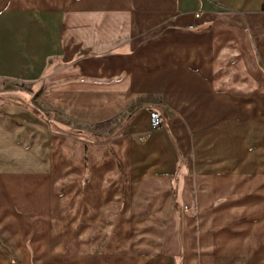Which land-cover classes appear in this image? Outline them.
Instances as JSON below:
<instances>
[{
	"label": "crops",
	"instance_id": "1",
	"mask_svg": "<svg viewBox=\"0 0 264 264\" xmlns=\"http://www.w3.org/2000/svg\"><path fill=\"white\" fill-rule=\"evenodd\" d=\"M2 7L0 19L33 16L14 22L27 44H48L50 63L35 70L57 116L13 102L27 125L0 119V219L10 232L69 235L80 264L92 253L113 256L94 264H126L144 238L168 253L156 264H264V0ZM150 111L164 119L157 131ZM105 124L120 133L97 141L90 132ZM194 204L198 220L183 211Z\"/></svg>",
	"mask_w": 264,
	"mask_h": 264
},
{
	"label": "rangeland",
	"instance_id": "2",
	"mask_svg": "<svg viewBox=\"0 0 264 264\" xmlns=\"http://www.w3.org/2000/svg\"><path fill=\"white\" fill-rule=\"evenodd\" d=\"M27 1L29 8L34 10L65 9V6L69 3V0ZM4 2L5 0H0V10L3 9L2 6ZM32 19H34L33 16L30 18L27 16L26 18L24 16L19 17L18 15L15 17L5 16L0 19V119H7L8 117L10 119V124L18 130L22 129L23 126L25 127L29 121L26 118V114L17 113L13 108H10L14 105L13 102H17L21 105L27 103L24 107L25 110L27 107L30 110V114L34 116L38 115L33 109L41 112L45 117L43 118L40 116L41 120L47 117V119L53 121L57 117L48 104L41 99V94L39 92L41 84H45L48 77L44 75L43 68L40 74L35 70L39 65L46 67V65L48 66L50 63L49 59L46 64V61H44V59L42 60L43 57L46 58L48 56L46 55V51H43L45 47H48V44H35L32 37L29 38L32 42L27 44L26 41H24L27 36L23 35V30L19 28L20 26L18 27V25L14 24V22L17 24H25L28 21H34ZM32 24L34 25H32L31 32L36 31L37 34L39 33V38L42 42L46 37L45 30H39L37 22H32ZM11 37L14 38L15 42L18 44V49L16 48L10 51ZM48 38L49 37H46L45 41H48ZM27 46L30 47L32 51V53L29 54L30 58L26 56V53L23 54L22 51V49ZM48 49L46 50L49 51ZM10 68L15 74L14 76L10 75ZM114 130L112 124H105L98 126L94 129L93 133H90L95 135L97 141H101L104 140V138L107 139L111 136H117L120 133V129ZM197 208V204H194L189 210L183 209V211L198 220ZM7 217L8 216H4V218L0 219V261L2 257L8 264H80L77 263L78 260L84 259L83 257L77 258L76 254L72 253L71 238L69 235H57L52 237H43L39 235L20 236L19 233L17 235L16 230L10 232V219L7 220ZM195 228L198 230V221L196 222ZM62 231L67 233L69 229ZM127 239L129 240V238ZM146 239L147 238H144L145 241L142 240V242H139L138 239H136V241L137 244L142 245L141 248L147 246V249L145 251L136 252H132V250L127 251L123 257L124 263L156 264L157 261L168 258L166 256L168 253H163L164 255L161 254L159 256L155 255V252L152 253V247L150 244H146ZM127 248L133 249V246L128 245ZM97 256L101 258L102 256L109 257L110 255L92 253L90 254L91 261L87 264H94L96 259L94 257ZM110 257L113 256L111 255Z\"/></svg>",
	"mask_w": 264,
	"mask_h": 264
},
{
	"label": "built area",
	"instance_id": "3",
	"mask_svg": "<svg viewBox=\"0 0 264 264\" xmlns=\"http://www.w3.org/2000/svg\"><path fill=\"white\" fill-rule=\"evenodd\" d=\"M164 126V119L157 111H150V129L157 131Z\"/></svg>",
	"mask_w": 264,
	"mask_h": 264
},
{
	"label": "trees",
	"instance_id": "4",
	"mask_svg": "<svg viewBox=\"0 0 264 264\" xmlns=\"http://www.w3.org/2000/svg\"><path fill=\"white\" fill-rule=\"evenodd\" d=\"M33 111L38 115V116H41L43 118H45L39 111H37L36 109H33ZM78 135V134H76Z\"/></svg>",
	"mask_w": 264,
	"mask_h": 264
}]
</instances>
